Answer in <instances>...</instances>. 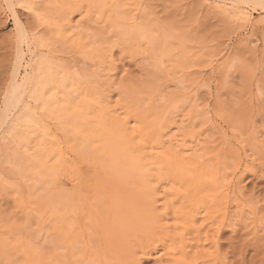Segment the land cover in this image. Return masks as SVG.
Instances as JSON below:
<instances>
[{"label": "rangeland", "instance_id": "rangeland-1", "mask_svg": "<svg viewBox=\"0 0 264 264\" xmlns=\"http://www.w3.org/2000/svg\"><path fill=\"white\" fill-rule=\"evenodd\" d=\"M213 3L23 0L16 10L23 13L24 28L17 35L8 11L11 1L0 0V112L9 110L12 116L15 111L9 106L6 110L5 104L11 98L8 83L13 47L19 40L25 54L20 76L28 96L18 110L33 104L30 91L39 79L31 69L41 74L51 68L53 74L51 97L37 104L47 109L40 110L37 133L45 150L39 162L43 167L19 166L21 150L2 147L14 155L10 161L0 160V264H33L26 263L25 256L16 261L7 253V247L16 243L35 248L46 264H84L82 258L78 260L80 244L81 251L76 245L70 251L80 255L68 256L70 248L64 247L70 242H61L50 224L38 217L51 196L69 192L70 163L82 171L80 146L85 130L92 129L94 121L96 126L93 113L98 119L102 97L113 102L131 95L140 109L156 113L165 108L179 130L193 131L196 145L189 143L193 150L207 146L211 156L217 154L226 166L230 189L226 196L231 192L228 196L234 199L225 225L217 232L216 263L264 264V2ZM228 5L243 16L233 17ZM30 21L37 22V35L42 38L38 43L32 38ZM6 126H0L4 133L0 139L7 142L11 131ZM197 152L198 162L210 156L207 151L205 157ZM156 259L152 253L141 264H162Z\"/></svg>", "mask_w": 264, "mask_h": 264}, {"label": "bare ground", "instance_id": "bare-ground-1", "mask_svg": "<svg viewBox=\"0 0 264 264\" xmlns=\"http://www.w3.org/2000/svg\"><path fill=\"white\" fill-rule=\"evenodd\" d=\"M10 1L12 5L8 11L13 29L19 35L24 28L20 20L23 13L16 9L23 6V0ZM219 1L213 0L216 6ZM238 1L243 3V0ZM225 7L233 17L243 16L236 7ZM230 13L227 15L231 16ZM36 23L31 22L34 30L32 38L38 43L42 38L37 35ZM21 42L22 39L13 47V68L8 83L11 98L5 104L6 110L9 106L15 111L12 116L8 114L9 110L5 112V107L0 112V126L8 124L11 138L7 142L0 139V148L8 145L19 148V166H37L43 160L45 151L41 142L37 141L38 122L40 110L46 109L37 104L51 97L53 74L51 68L41 74L37 69H31V73L39 79L37 86L30 91L33 104L29 103L31 106L18 110L25 102L23 97L28 96L24 95V78L20 76L25 55ZM27 48H30L29 45ZM130 98H114L111 102L106 96L102 97L98 119L93 113L96 126L95 121H91L95 128L85 130L84 143L81 139L83 154L82 160L79 159L83 165L82 171L76 163H70L69 192L65 190L67 195L56 193L54 198L50 195L51 200L47 196L50 202L43 207L45 209L41 210L38 218L50 224V229L61 242H70V246L64 247V250L70 248L69 253L66 251L68 256L72 252V245L73 248L76 245L78 252L80 249L77 246L80 244L82 252L81 255L78 253V260L82 258L84 264H141V260L152 253L159 260L156 259L157 263L162 264H207L210 259L215 260L212 264H218L217 232L225 225L230 200L234 199V195L232 198L228 196L231 192L226 196V190H230L227 189L226 166L220 163L221 157L215 153L218 159L214 162L212 151L207 146H202L205 151L201 148L193 150L189 145L195 140L193 131L179 130L174 116L165 108L156 113L149 112L140 109L142 106H137ZM195 150L202 152L203 157L210 152L211 158L203 159L207 163L198 162L199 155ZM11 151L0 149V160L8 161L14 155ZM91 222L99 224L98 227L91 228ZM77 252L74 254L79 256ZM7 253L14 255L13 260L16 261L25 256L26 263L28 260L33 264L41 261L47 263L35 248L24 244L7 247ZM77 256L72 259L76 260ZM51 263L54 264L53 261Z\"/></svg>", "mask_w": 264, "mask_h": 264}]
</instances>
